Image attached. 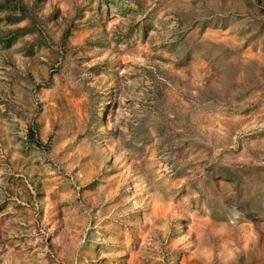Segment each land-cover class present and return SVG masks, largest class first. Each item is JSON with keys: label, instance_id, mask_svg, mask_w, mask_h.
I'll return each instance as SVG.
<instances>
[{"label": "rangeland", "instance_id": "rangeland-1", "mask_svg": "<svg viewBox=\"0 0 264 264\" xmlns=\"http://www.w3.org/2000/svg\"><path fill=\"white\" fill-rule=\"evenodd\" d=\"M0 264H264V0H0Z\"/></svg>", "mask_w": 264, "mask_h": 264}]
</instances>
